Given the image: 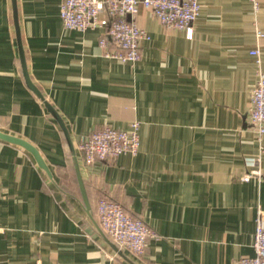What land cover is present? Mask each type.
I'll use <instances>...</instances> for the list:
<instances>
[{"label": "crops", "instance_id": "0c3cea01", "mask_svg": "<svg viewBox=\"0 0 264 264\" xmlns=\"http://www.w3.org/2000/svg\"><path fill=\"white\" fill-rule=\"evenodd\" d=\"M16 4L28 74L68 129L90 209L62 129L26 84L11 0H0V131L34 145L52 173L0 139V264H237L254 256L264 136L251 130L249 107L264 73V0L257 13L249 0H200L190 38L140 8L134 20L150 39L133 64L104 55L101 28H63L60 0ZM132 121L137 154L83 163L82 137ZM256 169L260 177L242 180ZM102 197L155 233L143 256L102 231L130 262L107 244L95 225Z\"/></svg>", "mask_w": 264, "mask_h": 264}, {"label": "built area", "instance_id": "2783aa9c", "mask_svg": "<svg viewBox=\"0 0 264 264\" xmlns=\"http://www.w3.org/2000/svg\"><path fill=\"white\" fill-rule=\"evenodd\" d=\"M253 13L259 9V0H249ZM149 10L166 28L182 30L186 37L193 34V23L200 13V0H60L59 17L63 28L83 31L101 28L99 46L104 55L122 63L133 64L140 59L141 43L149 40L145 29L137 25L134 17L139 9ZM129 17V18H128ZM263 33L256 29L257 40ZM260 67V50H250ZM249 125L258 141L264 136V73L258 69L257 79L250 95ZM139 149V123L132 121L128 130L106 125L82 137L77 151L85 165L114 159L122 153L137 154ZM259 161L249 159L247 164ZM261 176L259 169L242 177L247 181ZM98 221L102 231L121 247L141 257L146 252L147 241L155 233L141 219L126 213L116 201L102 197L97 205ZM254 256L240 257L237 264H264V222L259 209L256 217Z\"/></svg>", "mask_w": 264, "mask_h": 264}, {"label": "water", "instance_id": "95a60500", "mask_svg": "<svg viewBox=\"0 0 264 264\" xmlns=\"http://www.w3.org/2000/svg\"><path fill=\"white\" fill-rule=\"evenodd\" d=\"M11 3H12V16H13V20H14L16 40H17V45H18V52H19V58H20V61H21L23 76L25 78L27 86L37 95L38 98H40L42 100V102L44 103V105H45L46 109L48 110V112L57 120L60 128L63 131V134L65 136V139L67 141V144H68L69 149H70L71 154H72V159H73V163H74V166H75V171H76V176H77L80 192H81V195H82V198H83V201H84L85 210H86L87 213H89L90 205L88 203V199H87V195H86V192H85V188H84L82 176H81V173H80L78 161H77V158H76V154H75V150H74L72 141L70 139V135H69L68 129L66 128V126L64 124V121L62 120V118L60 117V115L58 114L56 109L44 98V96L42 95L40 90L37 88L36 85H34L32 80L30 79V76L28 74V70H27V67H26L24 51H23V48H22V42H21V38H20V30H19V25H18V11H17L16 0H11ZM0 139H2L4 141H7V142H10V143H13V144H17V145L23 147L28 152H30L32 154V156L34 157L38 167L41 168L48 175V177L52 178L51 170L49 169L47 163L45 162V160L43 159V157L39 153L38 149L34 145H32L31 143H29L28 141H26V140H24L22 138L5 134V133H3L1 131H0ZM95 225H96V228L100 231V233L103 236V238L105 239V241L107 242V244L119 256L123 257L128 262H130V260L124 255L123 250L120 249L115 243L111 242L105 236V234L102 232V229L99 227V225H97L96 223H95Z\"/></svg>", "mask_w": 264, "mask_h": 264}]
</instances>
